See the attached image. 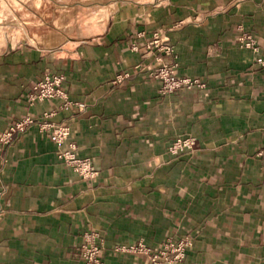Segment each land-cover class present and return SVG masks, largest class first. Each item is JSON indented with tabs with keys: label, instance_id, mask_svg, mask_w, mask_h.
Instances as JSON below:
<instances>
[{
	"label": "crops",
	"instance_id": "1",
	"mask_svg": "<svg viewBox=\"0 0 264 264\" xmlns=\"http://www.w3.org/2000/svg\"><path fill=\"white\" fill-rule=\"evenodd\" d=\"M60 4L63 27L51 35L9 23L0 33V131L35 118L0 149V264H85L79 253L92 230L104 264H151L117 247L157 251L170 237L191 241L176 264H264V71L259 53L238 42L251 34L264 53V0ZM1 5L6 22L11 0ZM154 32L171 54L147 47ZM162 65L203 85L162 94L153 75ZM48 72L64 76L84 110L30 101ZM44 120L69 126L62 147ZM187 137L194 146L171 152ZM72 142L94 177L59 157Z\"/></svg>",
	"mask_w": 264,
	"mask_h": 264
},
{
	"label": "built area",
	"instance_id": "2",
	"mask_svg": "<svg viewBox=\"0 0 264 264\" xmlns=\"http://www.w3.org/2000/svg\"><path fill=\"white\" fill-rule=\"evenodd\" d=\"M239 45L245 48H249L255 53H259L256 58V63L264 71V53L260 54V46L257 43V39L251 34H242L238 38ZM148 48H157L172 53V47L165 45L162 42L161 36L158 32L153 33V38L147 43ZM153 75L161 79L163 84L160 88L162 94L173 92L175 89L187 86H202L203 84L197 78H178L173 69L167 65H162L153 71ZM64 76L60 74L45 73L38 81H36L32 87L29 95L30 101L33 103L38 100H50L54 98H60L59 104L60 110H84L86 104L84 102L73 101L69 98L67 91L63 88ZM125 80V75L118 74L115 82L121 83ZM57 111L46 112L44 114L45 119L55 115ZM35 118L33 116H27L18 119L10 124L8 129L0 131V149L11 144L14 141V135L16 133L23 134L28 125L33 123ZM42 128L49 129V139L54 142L58 147L67 141L70 135V128L68 125L62 123L50 122L44 120L42 122ZM195 144L194 137L177 139L170 147L171 152L176 153L186 147H192ZM77 148L76 143L72 142L69 145V149L66 151H60L59 157L65 160L68 164L74 166V168L85 178H92L96 174L95 168L86 160L79 159L75 150ZM258 154H264V146L258 151ZM2 195L1 179H0V198ZM2 212L0 202V213ZM191 244L189 238L182 240H175L170 237L163 242V247L159 250L146 246L142 242L137 245H121L117 247L120 251H130L149 255L151 264H176L178 261L184 259L186 255L187 247ZM103 249V238L100 232L92 230L84 233V244L81 247L79 256L85 264H104L101 253Z\"/></svg>",
	"mask_w": 264,
	"mask_h": 264
},
{
	"label": "rangeland",
	"instance_id": "3",
	"mask_svg": "<svg viewBox=\"0 0 264 264\" xmlns=\"http://www.w3.org/2000/svg\"><path fill=\"white\" fill-rule=\"evenodd\" d=\"M60 2L61 0H11L12 13L10 18H6V22L3 20V6H0V26L9 23L10 26H13V31L27 30L30 29L28 26H32L33 33H42L43 31L45 34L49 33L51 35L57 28L56 26L63 27L62 22L55 19L57 13L62 15L64 12L62 11L64 7L61 6ZM1 3L2 0H0ZM60 14L59 17H61ZM38 26L41 27L36 29ZM1 27L0 33L4 30V27Z\"/></svg>",
	"mask_w": 264,
	"mask_h": 264
}]
</instances>
